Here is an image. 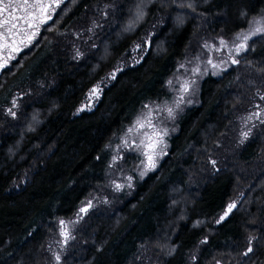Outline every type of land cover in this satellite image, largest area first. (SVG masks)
<instances>
[{
	"label": "trees",
	"instance_id": "obj_1",
	"mask_svg": "<svg viewBox=\"0 0 264 264\" xmlns=\"http://www.w3.org/2000/svg\"><path fill=\"white\" fill-rule=\"evenodd\" d=\"M257 17L264 0H63L0 68V264H47L109 144L204 39ZM262 97L264 33L199 82L158 168L87 211L62 264H264Z\"/></svg>",
	"mask_w": 264,
	"mask_h": 264
},
{
	"label": "rangeland",
	"instance_id": "obj_2",
	"mask_svg": "<svg viewBox=\"0 0 264 264\" xmlns=\"http://www.w3.org/2000/svg\"><path fill=\"white\" fill-rule=\"evenodd\" d=\"M63 0H45L46 4L52 6L48 9L46 15L52 16L58 5ZM6 2V0H5ZM16 15H21L17 12ZM8 16V12L4 13L3 19ZM50 20V19H48ZM46 20V22L48 21ZM256 21H264L263 17H257L250 21L247 29L235 34L230 38L214 37L212 39H204L199 47L195 49V54L178 64L176 71L168 79L166 83V90L170 95V98L158 103L146 104L141 111L136 115L130 125L124 130V132L115 138L112 143L109 144L108 149L110 151L109 167L106 175V182L98 191L92 193L87 197L80 205L73 217L59 222L57 235L51 239L49 252V260L47 264H62V258L68 249V244L72 239L74 229L78 225L79 221L90 209L98 205H110L115 198L121 193H129L133 188L134 178L143 179L148 173L155 171L160 162L167 154L168 150V137L176 132V122L184 110L193 106L197 102L199 82L207 75L212 74L214 76L221 74L232 66L233 60L237 61L238 57L246 50H242L239 54L235 51L236 45L239 43L236 37L238 34L248 33L250 28L255 26ZM22 27L26 28V32H22L20 35L13 37L17 48V51H13L12 48H0V64L5 65L14 56L27 47L28 44L34 39L38 32L39 27L45 22H41L39 16L33 19L32 27L27 28L23 21L19 22ZM4 31V29H0ZM35 32V35L28 39V33ZM263 34V33H261ZM261 34L252 35L247 41V47L250 40L256 38ZM21 40L24 42L21 43ZM224 40L225 45L221 46L220 41ZM246 47V49H247ZM211 60L212 64L208 61ZM213 64L216 65L213 67ZM1 68V67H0ZM171 81V83H169ZM187 84V91L183 90V85ZM96 90V88H95ZM96 93V91H95ZM89 93L87 99L82 104L81 109H87L90 107V102L93 101L94 95ZM183 96V101H180V97ZM178 105V106H177ZM173 109V116L169 117L167 109ZM150 113L151 119L155 127L161 131L163 136V143L160 144L154 154V167H150L144 152L145 148H135L134 145L139 143L141 139H144L143 133L150 131L145 128L141 131L134 130L132 133L128 132V129L135 125L136 120L145 119L146 115ZM166 132V135L163 133ZM127 141V143H125ZM143 173V174H142ZM121 187L117 189L116 185ZM230 203L229 205H231ZM228 205V206H229ZM86 209V211H81ZM63 232L69 233L68 239L65 240ZM59 257V260L57 259Z\"/></svg>",
	"mask_w": 264,
	"mask_h": 264
},
{
	"label": "snow or ice",
	"instance_id": "obj_3",
	"mask_svg": "<svg viewBox=\"0 0 264 264\" xmlns=\"http://www.w3.org/2000/svg\"><path fill=\"white\" fill-rule=\"evenodd\" d=\"M51 4H46L45 0H0V17L4 16L5 12H8V16L0 19V29H4V31H0V48H12L13 51H17L18 49L15 48L13 45L15 44V40L13 37L20 35L22 32H26L27 29L22 27L19 23L23 21L24 25L27 28L32 27V21L34 18L39 16L41 22H46V20L50 19V15H46L48 9L51 7ZM58 6V2H57ZM17 12H20L21 15H16ZM264 33V21H256L255 26L249 29L248 33L238 34L236 39L239 43L235 47V51L239 54L242 50H246L247 41L250 39L252 35ZM35 35V32L28 33V39H31L32 36ZM24 41L21 40V43ZM220 45L224 46L225 41L221 40ZM209 64H212V61H208ZM233 63H237V61L233 60ZM3 64H0V67H3ZM216 65L213 64V67ZM171 83V81L169 82ZM184 91H187L188 85L185 84L182 86ZM95 91V90H94ZM264 99V97H262ZM180 101H183V96L180 97ZM178 106V105H177ZM168 116H173V109H167ZM13 116L15 113H11ZM145 128L150 129V131H145L143 133L144 139H141L139 143L135 144L134 147L145 148L143 154L146 157L148 164L150 167H154V154L160 144L163 143V136L161 131L158 130L152 122L150 113L146 115L145 119H137L135 125L128 129L129 133H132L134 130L141 131ZM166 135V132L163 133ZM247 133H245V136ZM127 143V141L125 142ZM143 174V173H142ZM117 189L121 187V185H116ZM235 207V205H229V211ZM81 211H86V209H81ZM227 215V213H225ZM224 217H221V220ZM63 221L61 224L63 225ZM65 240L68 239L69 233L63 232ZM252 249L249 248L248 251L250 252ZM247 255V253H245ZM59 260V257H57Z\"/></svg>",
	"mask_w": 264,
	"mask_h": 264
}]
</instances>
